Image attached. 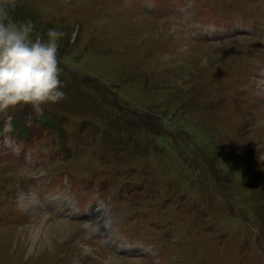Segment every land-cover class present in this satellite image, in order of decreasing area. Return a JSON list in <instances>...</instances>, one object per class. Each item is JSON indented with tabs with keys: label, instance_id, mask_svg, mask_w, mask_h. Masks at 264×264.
<instances>
[{
	"label": "rangeland",
	"instance_id": "1",
	"mask_svg": "<svg viewBox=\"0 0 264 264\" xmlns=\"http://www.w3.org/2000/svg\"><path fill=\"white\" fill-rule=\"evenodd\" d=\"M11 15L66 34L64 97L0 113V264L264 263V40L237 31L264 27V0H17ZM57 193L64 213L23 203ZM99 201L107 225L86 211ZM61 219L78 228L52 254L16 234ZM109 228L144 248L106 246Z\"/></svg>",
	"mask_w": 264,
	"mask_h": 264
},
{
	"label": "clouds",
	"instance_id": "2",
	"mask_svg": "<svg viewBox=\"0 0 264 264\" xmlns=\"http://www.w3.org/2000/svg\"><path fill=\"white\" fill-rule=\"evenodd\" d=\"M16 6L17 0H0V113L31 105L43 114V105L64 97L58 50L66 34L49 28L46 39L33 38L32 21H17L11 15ZM5 131H11L10 117Z\"/></svg>",
	"mask_w": 264,
	"mask_h": 264
},
{
	"label": "bare ground",
	"instance_id": "3",
	"mask_svg": "<svg viewBox=\"0 0 264 264\" xmlns=\"http://www.w3.org/2000/svg\"><path fill=\"white\" fill-rule=\"evenodd\" d=\"M243 39H245V38H243ZM225 43H227V42L222 41V43H220L218 45L222 47V46H224ZM23 197H24V195H23ZM64 200H65V198L62 197L59 193H57L55 195V197L52 195L43 196L42 201H40L38 199V197H36V198L27 197V199H25L23 203L26 204L27 208L28 207L32 208L36 205L40 206L41 204H43L45 202L47 204H50V206H52L53 208L56 207L57 212L64 213L63 211L66 210V207H64ZM88 208H90V210H88ZM92 209H94V214L91 212ZM76 210H77V207L71 206L69 211L75 212ZM86 211L88 212L90 219L92 217L95 218V215H96V218L98 219V221H104L105 225H107V222L109 221V219H108V214L106 213L107 210L105 208V203H103L102 201H99V202L87 207ZM40 220H43V219H40ZM70 222L71 223H69L68 221H62V219L57 220V221L55 220V222L54 221L53 222H51V221L46 222L45 221V223H40L39 225L38 224L35 225L33 228L27 229L25 231L24 235H21L22 233H20V232H17L16 234H18V236H20L22 238V240L24 241L23 242L24 245L31 248V251H32L31 253L36 252L37 254H40L42 252H45V253L52 254V253H54V251L56 252V249H57V247L55 246V242L60 241L59 238L66 236L68 231L72 233V230L78 228L77 224L73 223L72 221H70ZM109 230H110V228H109ZM96 232L100 233L98 231H96ZM14 234H15V232H14ZM104 240L106 243L110 244L111 247H115L116 251H117V249L122 250V251H128L129 247L131 246V244H129L127 241L117 237L111 230L108 231V233L105 235ZM105 242H103V243L106 244ZM135 248L136 249L138 248L137 244L135 245ZM139 248H141V247H139ZM113 253H117V252H113ZM117 254H119V253H117ZM133 260H134V258H133ZM130 262L131 261H129L127 259H122L120 257L113 255V257L110 259V261H108V264H130Z\"/></svg>",
	"mask_w": 264,
	"mask_h": 264
}]
</instances>
